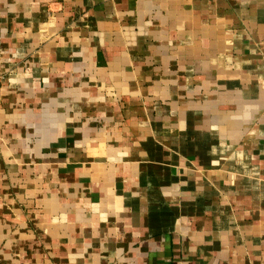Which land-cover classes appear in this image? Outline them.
Segmentation results:
<instances>
[{
    "label": "crops",
    "instance_id": "crops-1",
    "mask_svg": "<svg viewBox=\"0 0 264 264\" xmlns=\"http://www.w3.org/2000/svg\"><path fill=\"white\" fill-rule=\"evenodd\" d=\"M0 264H264V0H0Z\"/></svg>",
    "mask_w": 264,
    "mask_h": 264
}]
</instances>
